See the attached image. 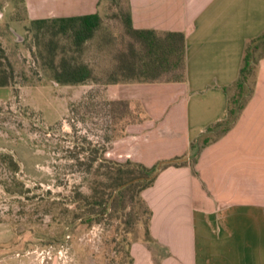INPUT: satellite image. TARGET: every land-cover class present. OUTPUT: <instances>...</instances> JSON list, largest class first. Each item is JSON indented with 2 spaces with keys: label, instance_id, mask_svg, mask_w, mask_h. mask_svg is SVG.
Returning <instances> with one entry per match:
<instances>
[{
  "label": "crops",
  "instance_id": "1",
  "mask_svg": "<svg viewBox=\"0 0 264 264\" xmlns=\"http://www.w3.org/2000/svg\"><path fill=\"white\" fill-rule=\"evenodd\" d=\"M101 0H24L28 20L98 14ZM133 29L184 37L185 80L115 84L143 120L129 124L106 158L145 167L189 156L227 115L246 43L264 33V0H128ZM231 128L196 161L160 171L141 192L149 240L133 264H264V56ZM7 87H0L6 98ZM159 181H155L157 185Z\"/></svg>",
  "mask_w": 264,
  "mask_h": 264
},
{
  "label": "rangeland",
  "instance_id": "2",
  "mask_svg": "<svg viewBox=\"0 0 264 264\" xmlns=\"http://www.w3.org/2000/svg\"><path fill=\"white\" fill-rule=\"evenodd\" d=\"M125 13L126 0H101L98 27L76 48L69 31L36 34L22 4L0 0V44L14 73L7 97H0V264H133L132 246L146 241V213L131 226L124 215L88 225L68 224L63 210L73 206L76 190L89 192L98 162L88 167L91 160L106 158L114 137H122L133 121L128 110L136 104L127 106L111 81L117 56L133 41L124 27ZM48 44L54 65L61 58L84 63L90 79L57 84ZM262 53L264 44L256 56ZM237 93L233 86L231 97ZM160 162L155 163L159 169ZM164 169L152 187H160L158 174Z\"/></svg>",
  "mask_w": 264,
  "mask_h": 264
},
{
  "label": "trees",
  "instance_id": "3",
  "mask_svg": "<svg viewBox=\"0 0 264 264\" xmlns=\"http://www.w3.org/2000/svg\"><path fill=\"white\" fill-rule=\"evenodd\" d=\"M22 4L25 12L24 0H17ZM100 17L98 14H90L74 17H60L51 19L30 20L34 25L36 34L50 32L51 35L66 34L68 31L72 35V42L76 48L80 47L88 40L93 31L98 27ZM123 23L126 32L131 35L133 41L127 45V50L117 56L116 69L111 81L115 84L126 83H151V82H183L185 80V52L184 37L178 32L157 33L153 30H136L132 28L128 0H126V13L123 16ZM264 44V33L246 43L242 58L238 78L233 86L237 88L236 97H229L226 118L206 130L204 136L196 139L190 144L189 156L182 155L174 157L168 161L160 162V169L166 167H180L196 161L200 149L227 132L233 125L240 109L243 99L250 95L251 88L247 87L248 75L256 66L258 59L264 53L256 56L257 50ZM47 59L50 63L52 79L61 85L80 84L91 77L90 68L84 63H75L70 58H61L54 65V51L48 44ZM14 80L13 69L8 62L4 50L0 44V87L12 86ZM127 106L129 102H124ZM130 116L134 124L143 120L138 106L129 108ZM118 137H114L117 139ZM14 169L16 163L11 157H7ZM98 161L91 172L89 192L82 193L78 190L70 199L72 207H64V212L68 214V224H88L100 223L104 218H114L118 220L123 215L124 222L132 225L140 219L141 213L147 214V224L145 229L146 241L149 240L148 224L150 209L140 197L141 192L150 187L157 172V164L151 167L132 161L117 162L114 160L99 157L93 158L92 163ZM89 170V168H88ZM87 170V171H88ZM90 172V170H89ZM142 178L131 184L126 182ZM124 185L122 188H119ZM137 207L141 209L138 210ZM121 222H118V226Z\"/></svg>",
  "mask_w": 264,
  "mask_h": 264
},
{
  "label": "water",
  "instance_id": "4",
  "mask_svg": "<svg viewBox=\"0 0 264 264\" xmlns=\"http://www.w3.org/2000/svg\"><path fill=\"white\" fill-rule=\"evenodd\" d=\"M141 179H142V178H136V179L130 180V181L126 182L124 185L131 184V183H133V182H135V181H138V180H141ZM124 185H121L119 188H122Z\"/></svg>",
  "mask_w": 264,
  "mask_h": 264
}]
</instances>
